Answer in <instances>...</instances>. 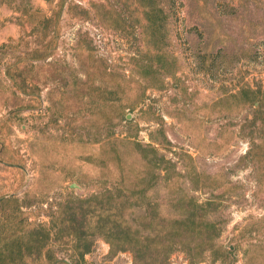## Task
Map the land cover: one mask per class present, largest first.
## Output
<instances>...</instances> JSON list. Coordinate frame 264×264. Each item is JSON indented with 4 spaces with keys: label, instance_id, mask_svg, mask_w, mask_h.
<instances>
[{
    "label": "rangeland",
    "instance_id": "rangeland-1",
    "mask_svg": "<svg viewBox=\"0 0 264 264\" xmlns=\"http://www.w3.org/2000/svg\"><path fill=\"white\" fill-rule=\"evenodd\" d=\"M0 264H264V0H0Z\"/></svg>",
    "mask_w": 264,
    "mask_h": 264
},
{
    "label": "trees",
    "instance_id": "trees-1",
    "mask_svg": "<svg viewBox=\"0 0 264 264\" xmlns=\"http://www.w3.org/2000/svg\"><path fill=\"white\" fill-rule=\"evenodd\" d=\"M117 217L118 218H122L120 213H117V214L110 213L109 215L107 214V218L108 219L105 218V222L97 221V224H101L102 223L101 226L103 228H105V227L107 228L106 232L108 233V236L110 237V242H113L115 239H118V240L122 239L121 224L116 221ZM118 233H120V234H118ZM124 233H127L126 236H125L126 239H131V237L129 235V233H131L129 227L127 228V230ZM120 244H121V241H120ZM120 248H123V246L120 245ZM86 250H88V249H86Z\"/></svg>",
    "mask_w": 264,
    "mask_h": 264
}]
</instances>
